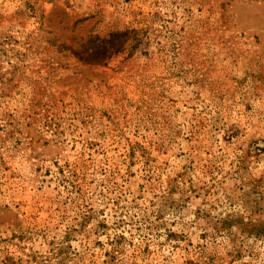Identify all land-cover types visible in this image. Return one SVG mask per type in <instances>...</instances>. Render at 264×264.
Returning <instances> with one entry per match:
<instances>
[{
  "label": "rangeland",
  "instance_id": "obj_1",
  "mask_svg": "<svg viewBox=\"0 0 264 264\" xmlns=\"http://www.w3.org/2000/svg\"><path fill=\"white\" fill-rule=\"evenodd\" d=\"M260 227L264 0H0V264H264Z\"/></svg>",
  "mask_w": 264,
  "mask_h": 264
},
{
  "label": "trees",
  "instance_id": "obj_2",
  "mask_svg": "<svg viewBox=\"0 0 264 264\" xmlns=\"http://www.w3.org/2000/svg\"><path fill=\"white\" fill-rule=\"evenodd\" d=\"M256 235H258V236H261V237H264V228H259L258 230H257V232H256ZM61 250V249H60ZM61 251H59V253H60Z\"/></svg>",
  "mask_w": 264,
  "mask_h": 264
}]
</instances>
